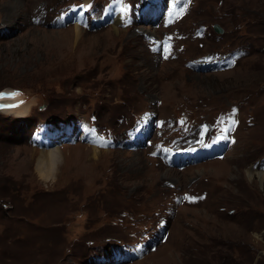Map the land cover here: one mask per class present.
<instances>
[{
  "label": "rangeland",
  "instance_id": "obj_1",
  "mask_svg": "<svg viewBox=\"0 0 264 264\" xmlns=\"http://www.w3.org/2000/svg\"><path fill=\"white\" fill-rule=\"evenodd\" d=\"M85 2L0 0V264H264V0Z\"/></svg>",
  "mask_w": 264,
  "mask_h": 264
},
{
  "label": "bare ground",
  "instance_id": "obj_2",
  "mask_svg": "<svg viewBox=\"0 0 264 264\" xmlns=\"http://www.w3.org/2000/svg\"><path fill=\"white\" fill-rule=\"evenodd\" d=\"M86 2L84 3V7L87 8L90 3L89 0H85ZM85 8H81V10L85 9ZM82 12V11H81ZM123 16V12L115 15V20L118 21V23L121 21ZM78 28V26H77ZM13 93H18V95H13ZM23 95V94H22ZM3 98V99H1ZM0 102H3L7 107H0V109H5V111L7 110L8 112H19V111H24L23 109L27 108L26 107V101L23 100V96H21V92L18 91L17 89L13 88V89H5L4 93L1 92L0 93ZM4 112V111H2ZM98 140H100V137L98 138ZM94 146L93 149L95 151H98L99 149L97 148L98 146H100L99 143L94 142ZM45 154H50L51 152H44ZM45 176L48 175V173L44 174Z\"/></svg>",
  "mask_w": 264,
  "mask_h": 264
},
{
  "label": "snow or ice",
  "instance_id": "obj_3",
  "mask_svg": "<svg viewBox=\"0 0 264 264\" xmlns=\"http://www.w3.org/2000/svg\"><path fill=\"white\" fill-rule=\"evenodd\" d=\"M188 2H190V0H186L185 7H186V5H187ZM13 95H18V93H13ZM233 123H235V121H233ZM101 146H105V145L104 144H101ZM186 198H188V197H186ZM188 199L194 200L195 198H188Z\"/></svg>",
  "mask_w": 264,
  "mask_h": 264
},
{
  "label": "water",
  "instance_id": "obj_4",
  "mask_svg": "<svg viewBox=\"0 0 264 264\" xmlns=\"http://www.w3.org/2000/svg\"><path fill=\"white\" fill-rule=\"evenodd\" d=\"M215 28H216V30H217L218 32H223V29H222V27H221L219 24H216V25H215Z\"/></svg>",
  "mask_w": 264,
  "mask_h": 264
}]
</instances>
